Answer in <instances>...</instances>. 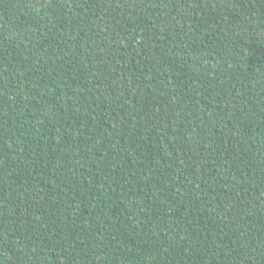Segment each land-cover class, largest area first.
Listing matches in <instances>:
<instances>
[{
	"label": "trees",
	"instance_id": "16d2710c",
	"mask_svg": "<svg viewBox=\"0 0 264 264\" xmlns=\"http://www.w3.org/2000/svg\"><path fill=\"white\" fill-rule=\"evenodd\" d=\"M0 264H264V0H0Z\"/></svg>",
	"mask_w": 264,
	"mask_h": 264
}]
</instances>
